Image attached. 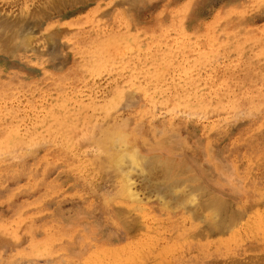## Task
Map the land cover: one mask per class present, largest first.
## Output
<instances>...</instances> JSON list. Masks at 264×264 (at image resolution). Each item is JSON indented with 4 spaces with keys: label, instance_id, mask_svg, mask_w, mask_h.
<instances>
[{
    "label": "rangeland",
    "instance_id": "rangeland-1",
    "mask_svg": "<svg viewBox=\"0 0 264 264\" xmlns=\"http://www.w3.org/2000/svg\"><path fill=\"white\" fill-rule=\"evenodd\" d=\"M1 22L30 37L0 44V264H264V0H0ZM110 129L152 168L134 197Z\"/></svg>",
    "mask_w": 264,
    "mask_h": 264
},
{
    "label": "bare ground",
    "instance_id": "bare-ground-1",
    "mask_svg": "<svg viewBox=\"0 0 264 264\" xmlns=\"http://www.w3.org/2000/svg\"><path fill=\"white\" fill-rule=\"evenodd\" d=\"M59 1V0H58ZM55 8V7H54ZM37 10V9H36ZM32 13V12H31ZM48 14V13H47ZM27 17V16H26ZM2 21V20H1ZM8 22V21H7ZM3 23H5L4 21H3ZM9 23V22H8ZM0 24H2V22L0 23ZM8 25H12L11 23L10 24H8ZM14 25H16L17 26V24L15 23ZM1 26V25H0ZM4 26H6V23H5V25ZM2 27H3V25H2ZM8 28V27H7ZM11 28H13V26H11ZM17 29H19V27L17 28ZM16 30V29H15ZM14 30V32H16ZM19 31H21L20 29H19ZM5 32H8V34L11 32H9V31H2V33H4V35H6L5 34ZM13 31L11 32V34L9 35V36H4V35H1V38L0 39H2L1 41H0V44L1 43H4V44H6L7 46H9L10 48H11V46H18V44H22V46H25L26 44H23L27 39H29L28 37H30V36H28L26 33H24L25 35H20V37L21 38H18V40L17 39H14L16 36H17V34L15 35V33H14ZM54 32V31H53ZM17 33V32H16ZM49 33V32H48ZM47 33V34H48ZM1 34V33H0ZM30 34V33H29ZM52 34V33H51ZM2 36H4V37H2ZM28 36V37H27ZM41 36V35H40ZM50 36V35H49ZM15 41V42H12V41ZM37 40V39H36ZM30 42V41H29ZM28 43V42H27ZM5 45V46H6ZM4 45L2 46V47H5ZM6 46V47H7ZM21 46V47H22ZM1 49V48H0ZM23 49V48H22ZM45 52H47V51H45ZM58 54V53H57ZM52 56V55H51ZM86 82V81H85ZM161 97V96H160ZM213 97V96H212ZM190 100V99H189ZM177 101V100H176ZM215 101V100H214ZM82 102V101H81ZM156 102V101H155ZM225 102V101H224ZM142 104V103H141ZM210 104V103H209ZM192 106V105H191ZM205 107V106H204ZM168 110V109H167ZM185 110V109H184ZM170 112V111H169ZM168 112V113H169ZM64 116V115H63ZM70 119V118H69ZM138 128V127H137ZM120 129V128H119ZM97 130V129H96ZM105 131V130H104ZM106 132H108V133H106V138L104 139V136L103 137H100V138H102V139H98V140H100L99 142V146L102 148V147H104V148H102V151H103V149H105L106 150V153L105 154H107L106 155V159L111 163L110 165H112L114 168H115V170L116 169H118L120 172H122V170H121V168H122V166L123 165H126V163L128 164V168L126 167V166H123V168H125V169H127V171H123L124 172V174H123V172L121 173V174H123V175H121V177H123V179H122V189L124 190V191H126V193L128 194V192H130L131 191V188L132 187H130V185H131V183H128L129 181H131L130 179L131 178H129V174H131V172L128 170V169H130V166H136L137 168H135L134 170H136V169H138L139 168V170L140 169H147L148 171H150L152 168H150L148 165H147V161H145L144 159L145 158H143V156H141L138 152H137V150H135V146L132 148V146L127 142V140H126V135L124 134V132L123 133H121V131L120 130H114V129H110L109 131H106ZM105 133H103V135H104ZM168 138V137H167ZM96 141V140H95ZM104 141V142H103ZM36 146V145H35ZM34 146V147H35ZM79 147V146H78ZM176 147V146H175ZM30 148V147H29ZM33 148V147H32ZM19 149V148H18ZM34 149V148H33ZM7 150V149H6ZM29 150V149H28ZM27 150V151H28ZM32 154V153H31ZM24 155V154H23ZM13 156V155H12ZM9 157V156H8ZM22 157V156H21ZM17 158V157H16ZM15 158V159H16ZM19 158V157H18ZM255 158V157H254ZM86 160V159H85ZM150 160V159H149ZM96 162V161H95ZM124 162H126V163H124ZM123 164V165H122ZM149 164V163H148ZM130 165V166H129ZM150 165V164H149ZM153 166H154V164H152ZM156 166V165H155ZM77 167V166H76ZM133 167H132V169H133ZM80 168V167H79ZM122 168V169H123ZM82 169V168H81ZM125 169H123V170H125ZM132 169H130L131 171H132V173H134L133 171L134 170H132ZM138 170V171H139ZM153 170H154V167H153ZM152 171V170H151ZM156 171H157V169H156ZM118 172V171H117ZM136 172V171H135ZM91 173V172H90ZM94 173V172H93ZM129 173V174H128ZM146 173V172H145ZM161 173V172H160ZM167 173V172H166ZM89 174V173H88ZM217 174H222V173H220V172H217ZM147 175V174H146ZM163 175H164V173H163ZM171 175V174H170ZM3 176V175H2ZM145 176V175H144ZM158 177V176H157ZM150 178V177H149ZM169 179V178H168ZM133 180V179H132ZM175 180H177V179H175ZM171 183V187H170V185H169V191H170V189L172 188L173 189V187H174V189L176 188V186L174 185V184H176V182L174 183V182H170ZM169 183V184H170ZM172 183H173V185H172ZM179 183V182H178ZM146 185V184H145ZM173 186V187H172ZM165 189V188H164ZM167 190V189H166ZM165 190V191H166ZM134 190H132L131 191V194L130 195H132L133 197L135 196V194L133 195L132 194V192H133ZM168 191V193H170ZM162 192V191H161ZM19 193H20V191H19ZM167 193V194H168ZM186 193V192H185ZM184 193V194H185ZM15 194H17V193H15ZM128 194V195H129ZM129 195V196H130ZM159 195V194H158ZM164 195V194H163ZM165 195H166V193H165ZM172 195V194H171ZM182 195V194H181ZM128 196V197H129ZM169 196V195H168ZM173 197H174V195H172ZM171 196V197H172ZM183 196V195H182ZM188 196V195H187ZM192 197V196H191ZM194 197V196H193ZM175 198V197H174ZM173 198V199H174ZM211 199H213V198H211ZM210 199V200H211ZM214 199H215V197H214ZM166 200V199H165ZM186 201H188L187 199H185ZM190 198H189V202H190ZM209 199H208V201L207 202H209L210 201ZM217 200V199H216ZM216 200H211L210 202H209V204L207 205V207H209V205H212L211 207H214V205L216 206L217 204H218V206H220L219 205V201L220 200H218V202L216 201ZM214 201H215V204H212V203H214ZM188 202V203H189ZM202 202V201H201ZM206 202V201H205ZM217 203V204H216ZM206 204V203H205ZM193 205V204H192ZM206 206V205H205ZM204 207V206H203ZM217 208V210L219 211L220 209H218V208H220V207H216ZM215 208V209H216ZM227 209V208H226ZM198 210V209H197ZM217 211V212H218ZM198 212V211H197ZM216 212V211H215ZM217 214V213H216ZM213 215V214H212ZM7 231V230H6ZM262 254V253H261ZM261 256V255H260ZM262 256H264V255H262ZM260 259V258H259ZM262 259V258H261ZM228 262V261H227ZM245 262V261H244ZM230 264V263H229Z\"/></svg>",
    "mask_w": 264,
    "mask_h": 264
}]
</instances>
